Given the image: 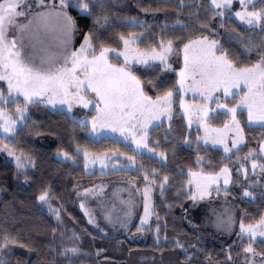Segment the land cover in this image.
Here are the masks:
<instances>
[{
    "label": "trees",
    "instance_id": "obj_1",
    "mask_svg": "<svg viewBox=\"0 0 264 264\" xmlns=\"http://www.w3.org/2000/svg\"><path fill=\"white\" fill-rule=\"evenodd\" d=\"M178 3L179 0H100L90 16L69 8V13L78 22L75 43L83 40V33L89 30L88 25L99 18V23L93 29V35L100 36L99 41H94L97 48L100 42L120 48L122 42L118 36L130 32L142 37L138 41L140 48L153 44L158 46L160 39H172L175 50L169 63L175 70L182 64L183 45L203 35L219 40L221 50L226 49L229 58L239 64L252 63L259 58V43L264 40V32L242 24L234 17L232 9L231 19L227 18L229 13L226 11L225 19L221 21L211 16L209 0H185L191 7L182 9L178 8ZM255 6L260 7L261 0H256ZM177 21H182L185 27L174 28ZM240 34L244 39L238 41L235 37ZM249 40L256 46L250 53L245 49ZM154 65L133 67L144 83L145 91L153 98L176 85L177 81L176 71L162 69L159 63ZM148 81L155 82L157 87L153 88ZM237 97L233 96L227 101L234 103ZM179 98L180 94L176 91L170 120L161 121L147 133L148 146L166 153L164 163H161L163 158L147 153L138 154L128 144L111 137L91 138L88 124L83 127L80 124V118L86 113L81 107L69 113L50 109L41 103L29 104L27 120L11 138L3 139L0 134V147L7 144L18 153L31 157L28 171L18 173L16 165L9 158L0 156V240L8 234L18 241L0 250V260L4 264H243L241 252L248 240L243 239L239 245L226 249L199 236L187 223L184 209L191 196L187 186L188 171L200 168L204 172H217L226 165L231 170V185L224 191L236 190L234 183L239 177V166L250 148L258 151L259 142L264 140V127L247 125L245 112L238 111L244 144L226 157L220 149L197 141L199 131L188 129L180 111ZM93 112L91 110L88 114ZM227 117L224 112H217L209 117V122L220 126ZM185 137L188 143L184 142ZM85 150L135 156L136 164L140 167L135 165L132 169L123 167L88 174L80 152ZM59 152H68L70 160H59L56 157ZM198 157L202 158L200 162ZM255 157L258 162H264L260 155L255 154ZM152 169H157V173L154 182L149 183L153 180ZM145 172L149 175V181L144 178ZM252 174L249 180L253 179ZM25 175L29 178L27 181ZM117 175L129 176L139 188L147 184L152 187V215L148 226L143 227L146 235L143 241L131 240L123 234L106 237L95 232L74 204L77 187ZM165 176L169 180L162 189L161 181ZM45 187L50 189L49 207L58 209L59 218H54L36 199ZM250 191L255 199L236 194L238 223L242 214L247 224L264 213L262 185L256 184ZM136 232L135 223L128 233ZM177 239L183 248L175 244ZM231 240L234 239H230V243ZM253 246L258 253L264 252L263 240H256ZM65 247H76L78 254L62 255Z\"/></svg>",
    "mask_w": 264,
    "mask_h": 264
},
{
    "label": "snow or ice",
    "instance_id": "obj_2",
    "mask_svg": "<svg viewBox=\"0 0 264 264\" xmlns=\"http://www.w3.org/2000/svg\"><path fill=\"white\" fill-rule=\"evenodd\" d=\"M24 0H0V81L7 84L8 96L6 97L0 91V100L11 103L23 96L24 104H17L15 113L9 114L7 109L0 107V134L3 139H10V134L18 130V122L27 120V110L29 104L46 103L54 107L59 105L58 110H63L67 105L69 110L74 105H83L84 108L94 106L95 114L88 119L80 121L81 126L91 124L93 133L102 129H111L119 132L127 141L131 137L132 150L138 154H145L144 149L148 148L147 133L149 125L157 126L154 121L160 120L162 115H168L172 110L173 96L178 90L183 94L186 91L198 93L205 102L216 100L221 97L216 95L221 90L224 93V99L238 96L236 102L230 107L228 103H218L219 109H226L230 114V119L224 122L223 127H211L206 123L210 114L217 109L207 106V103H187L181 95V107L184 114L189 117L191 124V115L196 113L200 117V127L203 129L205 141L211 140L213 144L223 146V151L230 156L233 150L238 151L239 146L244 141L243 129L240 121L237 119L238 110H247V119L249 126L259 123L264 127V40L259 43V58L248 64H239L238 61L229 58L226 49L217 39H209L207 35L198 36L189 40L183 45V66L178 70L172 69L168 63L170 54L175 50L172 39H160L158 46L153 44L147 48H140L138 41L142 37L137 33L120 34L118 39L123 47L116 49L106 46L103 42L99 46L94 41H99V35H93V29L99 23L97 18L93 24L88 25L89 30L83 33V41L79 48L69 50V45L73 36L78 30L77 19L68 11L69 8L76 9L78 13L90 16L100 4V0H59L58 4L45 5L42 0L38 7L42 11L29 15V10H21ZM233 0H209V9L211 16L218 17L221 21L225 19V12L229 13L228 19H231V8ZM199 6V5H198ZM240 9L234 15L239 21L251 29H258L264 32V0H261V6H255V0H240ZM191 7L185 0H179L178 8ZM198 15V13H197ZM19 17H27L26 23H18ZM106 19V18H105ZM134 22V21H133ZM106 27V25H100ZM173 27H185L182 21H177ZM223 27V24H221ZM205 28L207 25L205 24ZM15 30L16 34L9 37L10 30ZM213 31H215L213 29ZM235 31V29H233ZM56 33L57 51L42 57L39 64L35 61L33 52L37 45L45 46V37L51 33ZM231 35V33H229ZM238 41L244 39L243 34L235 37ZM255 45L249 43L245 45L247 52H251ZM45 50L46 47H45ZM115 54L117 59L123 58L122 63H112L109 56ZM159 62L162 69H172L177 73L176 85L168 87L162 93L153 98L145 91V85L140 76L133 70L134 65L142 64L145 66H155L153 62ZM153 88L157 84L148 81ZM241 88L246 89L241 92ZM91 94V95H89ZM229 133H233L231 146L227 143ZM199 140V137H198ZM188 143V138H184ZM3 147L8 151L9 156L15 157L16 169L18 173H26L28 164L31 163V157L21 153L17 154L7 144ZM79 149V145H77ZM175 151V149L173 150ZM152 156L163 158L161 163L166 161V153L157 151L155 148L148 149ZM261 156L264 161V140L259 142V151L249 149L244 159H249L253 154ZM121 156L126 154L121 153ZM65 158L69 157L68 152H64ZM87 162L89 153L84 151ZM128 164L124 167L136 165L135 156H127ZM102 165L109 157H96ZM202 158L198 157V162ZM252 170L255 174L259 169L264 174V162L251 160ZM87 167V163H86ZM115 167V165H114ZM244 170V176L248 173L243 164L238 171ZM157 169H152L153 180L149 181V175L145 172L144 178L149 183L154 182ZM189 180L187 184L191 186L192 199L204 198L210 193V187L217 186L219 191V178L223 176V184H230L229 168L225 165L219 172L205 173L189 169ZM25 181L29 178L24 176ZM169 180L165 176L161 181L163 189ZM260 181H249V186L258 184ZM85 192L88 189L84 190ZM150 188L144 189V210L145 214L141 216V224L137 225V231H143V226L147 222V217L151 214L150 208ZM50 189L45 187L36 197L42 203H48ZM243 197L255 199L253 192L249 187L243 188ZM264 195V192H262ZM81 207H84L81 203ZM55 212L59 218V211L55 208L49 209ZM85 215L89 216V222L95 224V219L87 211ZM110 219V217H109ZM228 222L231 224L232 217L228 216ZM97 227H99L97 225ZM240 231L237 236L243 240L249 241L244 245L245 254H251L252 257L259 255L264 258V252L257 253L253 246L258 237L264 238V213L254 222L245 223L240 220ZM55 233V229H53ZM103 232V229H101ZM75 238V235L74 237ZM18 241L15 237L5 234L0 240V250L7 249L9 244L15 245ZM175 244L183 248L180 241L175 240ZM76 247H65L62 254L75 253ZM0 264H4L0 260ZM247 264H255L254 259H249ZM264 264V260L261 261Z\"/></svg>",
    "mask_w": 264,
    "mask_h": 264
},
{
    "label": "rangeland",
    "instance_id": "obj_3",
    "mask_svg": "<svg viewBox=\"0 0 264 264\" xmlns=\"http://www.w3.org/2000/svg\"><path fill=\"white\" fill-rule=\"evenodd\" d=\"M256 1V0H255ZM41 2V0H24L23 3V8L21 10L27 11L29 10L30 6V12L29 15L42 11L40 7H38V4ZM42 2L45 5H55L59 3V0H42ZM240 0H233V5H232V10L233 13H235L237 10L240 9ZM235 17V15H234ZM238 21L239 19L235 17ZM27 22V17H19L18 18V23H26ZM16 32L15 30H10L9 32V37L11 38L12 35H15ZM210 39V38H209ZM83 41V40H82ZM81 41V42H82ZM80 43H75L74 36L72 38V41L69 45V50H74L75 48H79ZM45 47L47 50H45ZM123 47V44L120 48ZM119 49V48H116ZM57 42H56V33L53 32L45 37V46H40L37 45L36 49L33 50L31 48L28 49V51L33 52L35 56V61L37 64L40 63L42 57H46L48 54L57 51ZM172 53L170 54L169 58L171 57ZM169 58H168V63H169ZM109 59L112 63H122L123 58L117 59L115 54H112L109 56ZM181 60L182 64L179 68L183 66V52L181 51ZM153 63H159L158 61L153 62ZM170 64V63H169ZM134 66L138 67H145V65L142 64H136ZM178 68V69H179ZM177 69V70H178ZM178 85H176L177 91L180 94V98L178 100L179 106H180V111L183 114L187 127L188 129H195L198 130L199 132L197 133V141L204 144L208 145L213 148H218L220 149L223 154V146L218 145V144H213L211 140L205 141L203 139L204 132L203 129L200 127V117L196 113H193L190 117L191 119V124H189V117H186L184 114V109L181 107V95H183L184 100L187 103H207V106L212 109H217L214 113L210 114L214 115L217 112H224L227 114V120L230 119V114L227 113L226 109H219L218 103H228L229 107L234 104L231 102H228L227 100L230 99L228 98L227 100L224 99V93L221 90L219 93H216V95H219L221 97L220 101L216 100H211L208 102H205L201 99L200 95L194 91H186L183 94L178 90ZM246 89L241 88V92L245 91ZM0 91L4 93V95L7 97L8 96V90H7V84L4 81H0ZM91 95V94H89ZM238 98V97H237ZM236 98V99H237ZM174 102V99H173ZM17 104H20L23 106L24 104V98L23 96H19L17 100H13L11 103H6L5 101L0 100V107H5L8 111L9 114L13 115V118H15L14 113H15V108ZM45 106H47L50 109H58L59 105L54 107L51 104H46V103H41ZM173 104V103H172ZM4 105V106H3ZM76 107H81L83 108L86 113L80 118V121L82 119H88L95 114V108L94 106H90V108H84L83 105H74L71 110L67 108V105L64 106L63 110L71 113ZM94 110V112L89 115L88 112ZM240 111V110H238ZM237 111V113H238ZM245 112V117H246V123L249 125L248 119H247V110L244 109L242 110ZM172 113V110H171ZM171 113L168 115H162L160 117V120L154 121V123L157 125L161 121H169L171 117ZM237 119L238 118V114ZM209 116V117H210ZM240 121V120H239ZM206 123L210 125L211 127H223L224 123L220 126H214L209 122V118L207 119ZM23 124V122H18V127H20ZM88 135L93 138V139H99L102 137H111L113 139L119 140L120 142H124L128 144L129 146L131 145V137L129 136V139L125 141L121 133L119 132H114L111 129H102L99 132L93 133L91 131V124L88 123ZM252 126H260L259 123L253 124ZM153 127L151 124L149 125V129ZM2 135V134H1ZM13 134H10L12 136ZM233 133H229L227 143L229 146H231V140ZM199 137V140H198ZM147 142V141H146ZM244 144V141L240 146ZM5 145V144H4ZM148 145V144H147ZM239 146V147H240ZM134 147V145H132ZM131 147V149H132ZM148 149H152L148 146L147 149H144V153H148ZM14 150V149H13ZM15 151V150H14ZM235 151V150H233ZM259 151V149H258ZM257 151V152H258ZM18 155L17 151H15ZM82 155V164L84 166L85 172L90 174L93 171H98V172H105L107 169H115L116 167L119 166L118 163L110 164L108 163V159L105 160V164L102 165L100 163L99 159H96V157H110L111 155H116V153L112 152H102V153H89V157L85 159L84 156V151H80ZM64 152H59L56 154V157L59 160H70V157L65 158L63 156ZM121 154V153H118ZM151 155V154H149ZM226 155V154H225ZM0 156L7 157L9 158L15 165V157L9 156L8 151L1 145L0 147ZM127 157V155H125ZM256 159L255 154H253L249 159L244 160L242 163L245 166V169L247 170L248 176L245 178L244 176V170H240L238 174V179L234 183V186L236 187V190H233L232 192H227L224 191L228 189L231 185V170L229 168L230 172V184L229 185H224L223 184V176L219 178V191H217V186L213 185L210 187V193L208 196H205L204 198H197L196 200L192 199V192L190 196V200L187 203L185 209H184V214H185V219L187 223L192 227L196 233L206 239H210L214 242H216L219 245L224 246L226 249H228L231 245H239L241 243V238L237 236V233L240 231V223L237 221V206H236V201L235 197L236 194L238 193L240 196L243 197V188L244 187H249L250 189L255 187V183L249 186V181H257L259 180L260 182L258 184L262 185L263 191H264V178L263 175L260 173L259 169H257L256 173L253 175V170H252V165H251V160ZM87 163V167H86ZM115 165V167H114ZM125 165V164H124ZM123 165V166H124ZM135 165L131 167H127V169H132L134 168ZM240 168V166H239ZM195 171H201V169H197ZM203 171V170H202ZM220 171V170H219ZM217 171V172H219ZM204 172V171H203ZM205 173H210V172H205ZM211 173H216V172H211ZM252 174V180H249ZM121 181L123 182L122 184L125 185V187L121 188L118 187L120 183H116L115 181ZM189 180V179H188ZM188 188L189 186L187 184ZM145 187L150 188V215L147 217V222L144 224V226H148L151 220V215H152V187L147 184L143 186L139 190V193L141 194V214L139 218L138 225L141 224V216L145 214L144 210V189ZM139 188L137 185L135 186L134 181L127 175L122 176L120 178H113V179H100L92 184L85 185V186H79L75 189L74 192V204L76 207L82 212L85 220L87 223L90 225V227L97 233L106 236V237H113L117 236L120 234L127 235L129 239L134 240V241H143L146 238L145 233L143 231H137L134 234H129V229L132 228L134 225V215L136 212V205L137 201H134V194H135V189L137 190ZM88 189L87 192L84 190ZM42 203V202H41ZM49 203V201H48ZM48 203H42L43 206L47 208L48 213L54 216V218H58L55 212L50 211V207ZM81 203H83L84 207H81ZM53 208V207H51ZM55 208V207H54ZM56 209V208H55ZM58 210V209H57ZM88 212L91 214V216L95 219V224L89 222V216L85 215V212ZM232 217V223L229 224L228 222V216ZM110 217V219H109ZM133 223V224H132ZM97 225L99 227H97ZM101 229H103V232H101ZM230 239L231 240L230 243ZM247 240V238H244ZM263 240L264 238L258 237L256 240ZM79 251V250H78ZM78 251L75 253H68L70 256H74L78 254ZM258 253V252H257ZM62 254V251H61ZM65 255V254H62ZM241 257H242V262L243 264H247V261L249 259H254L255 264H261V261L264 260V258L260 257L259 255L252 257L251 254H245L244 248L241 252Z\"/></svg>",
    "mask_w": 264,
    "mask_h": 264
},
{
    "label": "crops",
    "instance_id": "obj_4",
    "mask_svg": "<svg viewBox=\"0 0 264 264\" xmlns=\"http://www.w3.org/2000/svg\"><path fill=\"white\" fill-rule=\"evenodd\" d=\"M108 163H110V164L118 163L119 164L118 167H116L115 169H109V170H116V169L123 168L124 167L123 166L124 164L127 165L128 164V160H127L126 156H121L120 154H116V155H111L109 157ZM109 170L107 169V171H109ZM122 176H125V175H117V176L107 177V178L113 179V178H120ZM103 179H106V178H103ZM115 182L116 183H120L118 185V187H120V190H121V188L125 187V185L122 184L123 182H121L119 180L118 181L116 180ZM135 186H136V184H135ZM138 189H141V188H137V190L135 189V194H134V201H137L138 202L137 205H136V212H135V215H134V222H133L134 224L136 223V225H138L139 218H140V214H141V210H142L141 205H140L141 194L139 193V190ZM143 227H145V226H143Z\"/></svg>",
    "mask_w": 264,
    "mask_h": 264
}]
</instances>
